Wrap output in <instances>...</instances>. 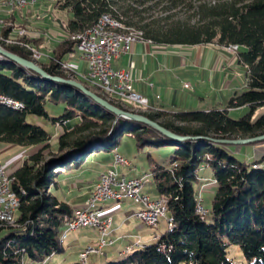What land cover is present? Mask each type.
Masks as SVG:
<instances>
[{"label": "trees", "instance_id": "1", "mask_svg": "<svg viewBox=\"0 0 264 264\" xmlns=\"http://www.w3.org/2000/svg\"><path fill=\"white\" fill-rule=\"evenodd\" d=\"M192 1L58 0L59 9L73 15L67 23L70 35L56 44L47 60L36 62L50 74L88 84L62 65L63 58L77 50L72 36L92 27L104 14L156 44L223 47L236 44L238 61L247 67V87L234 94L225 109L136 110L129 103L98 93L114 105L144 114L179 135L202 136L200 139L173 141L148 125L117 119L81 91L43 79L0 58V93L23 104L21 109L0 106V142L38 146L13 175V188L21 203L13 224L0 221V264H26V258L46 264L65 250L60 235L74 208L53 191L59 185V175L81 168L92 152L113 151L124 133L133 135L139 149L170 150L166 159L150 156V172L158 196L167 202L172 226H167L155 242L133 248L121 258L103 264H233L227 251L232 244L239 245L249 264H264V167H255L264 158L241 161L225 145L208 139L264 134V112H260L264 106V0L214 4L196 0L197 4L190 6L195 11L193 19L175 20L171 12ZM153 6L161 7L160 17L149 14ZM11 31L12 25L5 26L1 35L6 37ZM18 37L27 44L40 41L25 34ZM0 44L35 60L24 45L6 44L2 40ZM48 101L63 103V114L50 117L46 110ZM243 106L250 108L248 114L239 119L230 116L229 109ZM30 115L65 125L55 151L48 129L29 122ZM203 168L210 169L217 184L209 208L210 220L196 209L200 200L195 183Z\"/></svg>", "mask_w": 264, "mask_h": 264}, {"label": "rangeland", "instance_id": "2", "mask_svg": "<svg viewBox=\"0 0 264 264\" xmlns=\"http://www.w3.org/2000/svg\"><path fill=\"white\" fill-rule=\"evenodd\" d=\"M219 1H227V0H204L203 3L206 4H214ZM58 0H36L34 4H30L26 6L25 8H14L9 9L5 7L0 0V26L3 28L5 26L12 25V31L9 33L8 36L4 37L1 35L2 29H0V40L4 41L6 44H14L9 42L12 39H17L18 36H20V32L25 29L28 33L35 36L38 35L40 37H36L38 42H33L28 44V49L31 52V55L33 54V50L36 52H39L41 54V58H36L34 54L32 55L33 59L36 60H46L51 55H53V49L56 46V44L69 37L70 33L67 30V23L70 19H72L73 15L71 12L63 11L59 9V6L57 5ZM197 1H192V4L180 7L178 9H175L171 12L175 20L180 21H189L195 17V11L191 9L190 6L196 5ZM149 14L160 17L162 15L161 13V7L160 6H153L151 7ZM14 15V16H13ZM13 16V18H12ZM11 18V19H10ZM121 22V21H120ZM122 23V22H121ZM123 24V23H122ZM124 25V24H123ZM126 27V26H125ZM24 35V34H23ZM32 36V37H33ZM74 36V35H73ZM72 36V39H73ZM19 38V37H18ZM28 38V37H27ZM20 40V39H19ZM74 40V39H73ZM20 42L27 44L26 42L20 40ZM166 50L170 51L173 50L175 45H169V44H161ZM178 47V46H177ZM227 50V49H226ZM43 54V55H42ZM81 58V53L76 50L72 54H68L63 58V61L66 63H62V65L71 70L70 63L72 61L79 62ZM82 59V58H81ZM245 65H240L241 68V83H245V85L242 87L243 84L239 83L240 90L239 93H242L245 91L247 87V67ZM182 73V72H181ZM181 73L177 72V75L174 74L176 77L179 78ZM86 74V73H85ZM82 77V76H81ZM185 74L182 75L181 79H175L174 80V87L177 90L176 96L174 97V101L177 103H183L184 98L183 94L190 92L191 90L185 89L183 87V83L185 81ZM83 78V77H82ZM85 80V79H84ZM86 81V80H85ZM88 84L87 86L91 84L86 81ZM95 91V88H91ZM97 92V91H96ZM100 93V92H97ZM216 90H213L212 92V100L207 99L206 103H216L218 102V95L216 94ZM103 94V93H102ZM208 96V95H207ZM230 99H226L224 107L227 106ZM123 102L131 104L134 109L136 110H146V107L143 106V104H136L130 101L124 100ZM144 102V101H143ZM240 108V107H239ZM65 109V105L63 103L55 104L53 102L48 101L46 104V110L50 117H59L63 114ZM201 110V109H200ZM250 111V108H247L244 111H240L238 108H233L230 110L229 114L234 119H239L240 117L248 114ZM264 112V106L261 108L260 112ZM28 121L35 124H40L44 126L51 134V143L53 151L56 150L57 145V138L61 133L65 130V125L63 123L59 124H53L50 120L46 118H38L35 116H28ZM73 123L76 122V120L73 119ZM68 125V123L66 122ZM264 143V142H262ZM261 142L258 143H252V144H243V145H225L226 149L233 155H235L239 160L246 161V162H252L255 160L254 153L256 149H259ZM118 150V152L129 161H132L131 167H124V171H129V173L133 175H144L147 173L148 178L145 185L144 192L151 195L152 198L157 196L156 190L154 188V179L150 173L151 171V162H150V156L156 160H162L166 159L169 156L170 150L166 148H152V147H145L144 149H139L136 144V140L130 133H124L122 134L120 143L115 148ZM114 151V150H113ZM96 155L94 160L87 161L82 164L81 168L76 172L68 173L59 175V185L57 188L53 189V191L63 200H70L73 201L72 204L77 203V200L82 197L84 194L89 193L94 187L93 183H81V180H84V177H87L89 179H95L97 176L98 170L104 165L106 160H102L103 156L106 154H109L105 151H99V152H92V155ZM124 157V158H125ZM165 157V158H164ZM114 163V160L113 162ZM111 165V164H110ZM107 169V168H106ZM132 170V172H131ZM99 173V172H98ZM200 179L198 182L195 183V189L197 198L200 200L199 203L202 204L203 207H205L208 210L207 220H210V206H211V200L213 198L214 189L217 186V184L214 181H210V179H213L212 173L209 168H203L201 169L200 173ZM70 177V182L67 184L65 183V179ZM64 178V180H63ZM206 178V180H204ZM72 181V182H71ZM85 202V201H84ZM83 202V203H84ZM129 207V212L140 210V205L133 203V202H127ZM81 207V206H79ZM197 209V208H196ZM205 216V217H206ZM204 218V217H203ZM137 223L138 227L136 226ZM134 221L129 222V224L125 225L123 228V231L125 232H131L134 229V234L140 233L143 235H154V233L162 232L167 228V218H161L158 226H148L140 220L134 219ZM136 226V227H135ZM64 229H62L63 232ZM94 232L96 233V228H80L75 231H71L68 233L67 239L64 241V248L65 250L63 252L57 253L54 257H52L46 264H67V263H77L79 258V253L81 250L87 247L85 244L84 236L87 234V232ZM98 232V231H97ZM99 235V234H98ZM157 239H155L156 241ZM134 241V240H133ZM228 257L230 261L233 264H249V261L247 260L246 256L244 255L242 249L239 247V245H229L228 249ZM104 255H96L92 254L89 258V264H94L92 261L95 258H98L97 264H103V261L105 258ZM26 264H38L35 262H32L28 258H26ZM180 264H185L184 262Z\"/></svg>", "mask_w": 264, "mask_h": 264}, {"label": "crops", "instance_id": "3", "mask_svg": "<svg viewBox=\"0 0 264 264\" xmlns=\"http://www.w3.org/2000/svg\"><path fill=\"white\" fill-rule=\"evenodd\" d=\"M0 29H2L1 26ZM238 60V53L230 52L223 46L216 44L175 45L173 50L168 51L161 44L143 39L133 44L131 52L122 54L118 59L114 60L113 66L116 69L123 68L131 70L133 88L142 96L145 103L143 106L146 107V110L161 109L175 112L182 110L225 109L227 107H224L226 99H231L240 90L239 83H241L240 74L242 71L240 65L242 64ZM69 66L80 77L84 76L87 72V63L81 58L79 62L72 61ZM177 72H182L179 78L174 75H177ZM184 74L185 81L183 87L191 91L183 94V103H177L174 101L177 93L174 87V80L176 78L182 80V75ZM186 84L188 86H185ZM241 84H243L242 87L245 85L243 82ZM213 90H216L219 101L215 104H208L206 100H212L211 95ZM247 108V106H243L238 109L244 111ZM258 146L259 149H256L254 153L255 159L264 158V143ZM37 148L38 146H22L0 142V163L13 176L16 170L23 164L24 160L37 150ZM116 152L118 150L114 149L111 153L107 152L109 154L103 156L102 160H106V162L98 170L99 173L97 172L95 179L84 177L81 183H84V181L86 183H93L92 185L94 187L98 181L99 174L113 170V166L110 164H112ZM96 155H99V153L91 155L87 161L94 160ZM129 162V165L118 166L119 174L134 178L143 177L144 175L140 176V174L132 176L129 171H124L123 166H132V161L129 160ZM145 176L148 177V174L146 173ZM70 179V177L65 180L63 178L67 184L70 182ZM210 181H214V179H210ZM90 192L80 197L75 204H72L74 200L64 201L71 204L73 208L81 206ZM154 198L160 197L157 194ZM128 201L130 202L128 199L121 201L112 200L101 204V208L103 209L102 215L112 216L113 218V224L110 230H112L111 239L114 241L113 245L106 248L103 254L105 258L103 263L109 259L121 258L126 252L130 251L128 247L134 246V248H142L145 245L155 242V239L165 231L154 233L151 236H142L139 232L134 234V229L131 232L123 231L125 225L134 221V219L137 220L135 213L139 211L138 209L129 212ZM134 223L136 222L134 221ZM136 226L138 227L137 223ZM97 231L96 233L90 231L85 234L84 239L87 240L85 241L87 246L98 244L99 232ZM138 241L140 242L136 245ZM92 263L97 264L98 258H95Z\"/></svg>", "mask_w": 264, "mask_h": 264}, {"label": "built area", "instance_id": "4", "mask_svg": "<svg viewBox=\"0 0 264 264\" xmlns=\"http://www.w3.org/2000/svg\"><path fill=\"white\" fill-rule=\"evenodd\" d=\"M36 0H4L2 3L9 9L25 8L30 4H34ZM87 30H94V37H87ZM24 34L27 37H32L25 29ZM36 37H40L35 35ZM33 36V37H35ZM135 42H117L105 41L97 36L96 27L86 28L83 30V39L76 42V49L81 53V58L87 63V71L93 73L96 78H100L113 87L130 91L134 96L142 97L133 88V79L130 69H116L113 66V61L118 59L122 54L129 53L132 50ZM239 46L236 44L230 45V52L238 53ZM43 55V54H42ZM66 63V62H64ZM185 86H188L186 84ZM0 99H12L0 93ZM14 100V99H13ZM17 101V100H16ZM19 102V101H18ZM130 162L120 153L116 152L114 156L113 174H99L98 181L91 190L89 196L81 206H88L91 202H109L112 201L113 195L119 193H127L129 200L133 203H147V211L145 213H135V217L140 221L145 220V216H156L154 227L158 226L161 218H167V226H172V221L168 215L167 209H160V198H152L144 192L145 188H138V181H145L143 177L134 178L119 176V165H129ZM256 165H264L256 164ZM12 190L13 200H0L5 203L4 213H17L21 201L17 198V192L13 188V182L10 181V174L5 166L0 163V191ZM207 209L201 203L197 205V212L204 216L207 214ZM102 211H97L96 214L79 213V206L73 209L71 216L66 217L64 226H68V233L80 229V223H88V228H96L99 232V242L97 245L87 246L79 253V258L88 260L92 254L103 255L107 247L113 245L111 239L110 223H113L112 216H103ZM61 240L67 239L68 235H60ZM138 241L136 245L139 243ZM134 248V246L128 247Z\"/></svg>", "mask_w": 264, "mask_h": 264}, {"label": "bare ground", "instance_id": "5", "mask_svg": "<svg viewBox=\"0 0 264 264\" xmlns=\"http://www.w3.org/2000/svg\"><path fill=\"white\" fill-rule=\"evenodd\" d=\"M4 3V0H1ZM96 27L97 29V36L99 39H104L105 41H117V42H136L139 40H143L142 36L135 32L133 29L129 27H125L119 20L113 18L108 14H104L100 17L98 22H96L92 27ZM142 33V32H141ZM24 32H20V35H23ZM87 37H94V30H87ZM73 39L78 42L83 39V31L74 34ZM9 42L14 44H21L25 47H28V44H24L20 42V40L12 39ZM225 49L230 50V45L224 46ZM36 58H41V54L33 50L32 52ZM32 54V55H33ZM1 59H3L0 56ZM83 79L88 81L91 84V87L97 92L103 93L107 95L109 98L116 100V101H130L136 104H143L144 100L142 97L134 96L125 89H120L118 87H113L110 84L106 83L100 78H96L92 72L87 71ZM11 107L14 109H21L23 104L19 101L13 99H0V106ZM255 167H264V165H255ZM101 174H104L102 172ZM106 174H113V170L107 171ZM119 176H125L119 174ZM147 176H144L145 181H138V188H145L147 182ZM10 181H14V177L10 175ZM17 192V191H16ZM17 198L20 200V196L17 192ZM129 200V195L127 193H119L118 195H113L112 200L114 201H121V200ZM0 200H13V192L12 190H1L0 191ZM104 202H91L88 206H81L79 207V213H87V214H96L97 211H102L101 204ZM141 209L137 213H145L147 211V203H140ZM160 209H167V202L164 198L160 199ZM5 211V203L0 202V213H4ZM200 214V213H199ZM208 214V211H207ZM205 214L202 217H205ZM16 213H5L0 214V221L6 222L9 224H13L15 221ZM171 218V217H170ZM172 221V218H171ZM144 224L148 226H154L156 223V216H145V220L142 221ZM113 223H110V228ZM80 228H88V223H80ZM63 232L61 235H68V226H64ZM77 230V229H76ZM129 248L128 250H131ZM82 264H87L88 260L80 259L79 260Z\"/></svg>", "mask_w": 264, "mask_h": 264}, {"label": "water", "instance_id": "6", "mask_svg": "<svg viewBox=\"0 0 264 264\" xmlns=\"http://www.w3.org/2000/svg\"><path fill=\"white\" fill-rule=\"evenodd\" d=\"M0 56L3 59H7L23 68L29 69L38 75H40L43 79L54 81L57 83H62L69 85L79 91H81L83 94H85L90 99L94 100L96 103H98L100 106L105 108L106 110L110 111L111 113L116 115V118H122L128 121L138 122L145 125H148L155 130H157L159 133H161L163 136L173 140V141H185V140H191V139H200L203 138L202 136H185V135H179L164 126H162L160 123H158L155 120H152L148 116L134 112V111H128L124 110L113 103H111L108 99L100 96L96 91L89 88L85 83L77 80V79H69L64 78L61 76L50 74L48 71H46L40 64H38L35 60L27 59L0 44ZM209 140L216 142L218 144L223 145H243V144H252L264 141V134L260 136L255 137H247V138H235V139H219V138H208Z\"/></svg>", "mask_w": 264, "mask_h": 264}]
</instances>
